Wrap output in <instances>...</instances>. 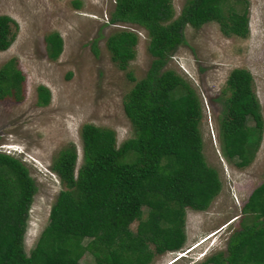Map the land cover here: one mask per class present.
Instances as JSON below:
<instances>
[{
  "label": "trees",
  "instance_id": "trees-1",
  "mask_svg": "<svg viewBox=\"0 0 264 264\" xmlns=\"http://www.w3.org/2000/svg\"><path fill=\"white\" fill-rule=\"evenodd\" d=\"M209 21L222 35L244 37L247 1L184 0L172 16L170 0H113L106 22L142 27L151 57L143 76L134 80L121 99L130 136L117 145L111 129L85 122L79 126L77 165L73 143L58 148L49 169L62 188L27 252L22 238L35 184L25 162L0 151V264H78L84 252L91 257L90 264H147L154 254L181 246L184 208H205L220 182L201 152L199 97L188 81L163 65L182 42L184 25L196 28ZM16 28L13 18L0 14V50L9 45ZM135 38L125 29L105 37L116 67L124 68L133 56ZM42 39L47 58H56L61 49L59 34L48 31ZM126 76L132 80L130 74ZM22 79L13 57L3 61L0 98L19 99ZM214 99L219 103L220 154L243 167L253 158L262 130L248 70L231 68ZM48 100L47 87L37 84L35 103L45 105ZM241 213L250 219L230 231L224 255L204 261L264 264V178L248 192ZM132 221L133 230L129 228Z\"/></svg>",
  "mask_w": 264,
  "mask_h": 264
},
{
  "label": "rangeland",
  "instance_id": "rangeland-1",
  "mask_svg": "<svg viewBox=\"0 0 264 264\" xmlns=\"http://www.w3.org/2000/svg\"><path fill=\"white\" fill-rule=\"evenodd\" d=\"M72 1L0 0V14L9 15L17 24L13 39L0 50V65L13 57L23 76L19 99L0 98V151L20 157L35 184L23 231L25 252L45 224L48 206L62 188L49 169L55 152L67 142L73 143L77 165L79 126L85 122L111 129L117 145L130 136L121 99L134 80L143 76L151 58L145 50L142 27L106 22L113 0H76L75 6ZM183 1L170 0L172 16ZM246 1L248 30L244 37L222 35L212 21L196 28L184 25L182 42L163 65L188 81L199 97L201 152L205 162L216 169L220 187L205 208H184L181 246L154 254L147 264H212L205 258L217 254L222 257L230 231L250 219L249 214L241 213V205L250 189L264 178V0ZM118 29L130 30L136 36L133 56L122 69L110 60L104 45L105 37ZM52 30L61 38V49L56 58L48 59L42 37ZM234 67L250 73L262 120L259 145L243 167L221 156L216 136L219 103L214 98ZM37 84L49 91L45 105L35 103ZM134 225L135 221L130 222L129 228L133 230ZM90 263L86 252L78 258V264Z\"/></svg>",
  "mask_w": 264,
  "mask_h": 264
},
{
  "label": "clouds",
  "instance_id": "clouds-1",
  "mask_svg": "<svg viewBox=\"0 0 264 264\" xmlns=\"http://www.w3.org/2000/svg\"><path fill=\"white\" fill-rule=\"evenodd\" d=\"M19 158H20V157H19ZM210 234H211V233H210ZM210 234L206 235V236H205L204 238H202L200 241H202L203 239H205V238H206L207 236H209ZM189 248H191V247H189ZM189 248H187L186 251H187ZM173 260H175V259H172V261H173Z\"/></svg>",
  "mask_w": 264,
  "mask_h": 264
}]
</instances>
